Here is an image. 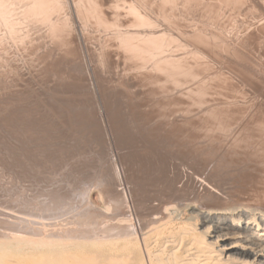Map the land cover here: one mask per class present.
Listing matches in <instances>:
<instances>
[{
    "label": "rangeland",
    "instance_id": "1",
    "mask_svg": "<svg viewBox=\"0 0 264 264\" xmlns=\"http://www.w3.org/2000/svg\"><path fill=\"white\" fill-rule=\"evenodd\" d=\"M8 1H9V3H8ZM10 1H12V0H0V2H1L0 5L2 7V8L0 7V13H1L0 18L3 19L2 21L0 20V94L4 96L3 97L0 95V99H1L0 100V119H1L0 120V137H1L0 138V144H1L0 145V172H1L0 173V206H1L0 207V215H1L0 216V235H1V237L3 234L5 236V234H6L5 231H8V229L10 228L11 225L12 226L15 225L14 223L20 222L22 219L26 220V216H29L30 214L36 213V210L38 211V213H40L41 210L45 212V210H50V209H55V208L56 209L57 208L58 209L59 208L60 209L65 208V211H67V209L69 208L68 211H70V209L72 207L71 213L73 214V212L75 210H76V212H74L73 215H71L69 212V214L67 213V215L65 214V216H75L77 214H78L77 216H79V214L84 215L87 212H88L87 216L89 215V217H91V215L95 216V214L98 216L101 214L103 209L101 211L97 210L99 208H97V206H95L96 204H94L95 202L93 201V197L97 196L98 199L101 200L100 204H103V205L108 203V200L110 199V197L113 200H117V198H118V200L122 201L123 207H121V209L119 210L120 216L117 218H123V220L121 221L123 224H129V225L133 226L135 234H133L132 237L139 239V230H138L139 228H138V222H137L138 220H137V216L135 214L136 208L133 206V202L131 201L130 189H128L129 184L126 183V182H128L127 178L129 176L127 174L128 177L126 178V174H125L124 168H123L124 163L122 162V161L126 160L127 157L129 158L131 156V154H129L130 151L132 153V150L136 151V149H137L133 143L134 142L133 140L137 134L136 131L134 130L135 125H138L140 127V125L142 126L144 124L143 126L147 127L146 130L148 129V132H149V128L150 129L154 128V132H156L159 135H161L160 133H163V132H161L162 127H164L165 124L166 125L169 124L167 122V120L171 121L172 125L177 124L178 126H180V124H181V123L179 124V122H183L184 126H185V124H187V121H188V124H187L188 126L189 125L193 126L194 123H195V125H196V123H197V125L198 124L201 125L202 123L209 125L211 123L209 126H212V124H213V126L216 128L217 127L218 128H222V127L224 128L227 125L232 124L231 126H228V127H230V129L232 128V126L233 127L235 125L236 126H238V125L242 126V124H244L245 127L249 126L247 128H249L250 130L252 128L251 132L254 131V128L256 126H258L256 128H258V129L260 128L259 131H261V130H262L261 132L264 131V126H263L264 125V0H230V1L229 0H118V1L117 0H49V2H48V0H40V1L39 0H36V1H34V0H17L19 2H17L16 0H13L12 2H10ZM27 1H29V2H27ZM52 1H54V2H52ZM57 1H59V2H57ZM120 1L123 3H121ZM13 2H15V4H13ZM40 2H41V4H40ZM21 3H24L25 5L23 4L21 6ZM58 3H59L58 6H60L61 8L60 7L57 8ZM26 4H29V5H26ZM131 4H133V5H131ZM9 5H11V6L13 5L12 8ZM50 5H52V6L50 7ZM5 6H7V7H5ZM14 6H15V8L17 6V9L14 10L13 9ZM36 6L39 8H35ZM116 6H119V7H116ZM134 6L136 8H134ZM20 7H22V8L19 10ZM26 7H28V8L26 9ZM45 7H47V8H45ZM224 7H225V9H224ZM31 8L36 9L35 12H33L34 10H32ZM48 8H50V11L48 10V12H47L46 9H48ZM132 8L134 10H132ZM137 8H139V9H137ZM16 10H19L18 11L19 13L16 12ZM51 10L53 12H51ZM55 10H58V11L56 12ZM93 10H96V11H93ZM37 11H41V15H40V12H37ZM88 11H89V13L87 14ZM138 11H139V14L141 16L138 14ZM21 12L23 14H20ZM43 12H44V14H43ZM50 12H51V14H49ZM101 12L104 13L105 16L102 15ZM129 12H130V14L127 15V13H129ZM6 13H8V14H6ZM47 13L49 15H47ZM134 13H135V15H134ZM12 14H15L16 16H13V18H11ZM36 14L37 15L39 14L38 18H40V19H38L37 16H35ZM45 14L50 17V18L48 17L49 19H51V17H52L51 15L54 14L53 16L56 18L55 20H56L57 24L55 23V21H53V19L50 21H53L54 24L50 21L48 22L47 20H45V18L47 17V16H45ZM60 14L62 15V17L60 16ZM91 14L94 17H92ZM96 14H98V16ZM132 14H133V16H136V14H137L138 17L137 16L136 17L129 16ZM18 15L21 17L18 18L17 17ZM99 15L101 16V18L103 16L104 20H102ZM6 16H8L9 18H7ZM57 16H59V18ZM83 16H84V19H83ZM142 16H143V18H142ZM14 17H16V18H14ZM20 18H22L21 19L22 21H24L26 19L24 21L26 24L24 22H22L21 20H19ZM48 18H46V19H48ZM131 18L133 19V21ZM194 18H195V20H194ZM37 19L40 21H38ZM63 19H65V20H63ZM86 19H87V22L85 24ZM128 19H130V20H128ZM7 20H9V21L11 20V21L9 22ZM34 20L36 22H38V24H40L39 27H36V26L33 27V23L35 22ZM58 20H60L59 26H58ZM83 20H84V22H83ZM106 20H108V22ZM135 20H137L136 24L138 21L142 22V23L146 22L144 25H146V24L148 26L152 25V27H150V29L148 27V30H147L148 32L145 30H142L141 26L143 28L145 26L139 22H138L139 26H138V24L136 26L135 22H134ZM17 21L18 22L20 21V22L18 23ZM28 21H30V22H28ZM44 21H46L47 25L45 24ZM105 21L107 23H105ZM128 21H130L129 24H127ZM41 22H43L46 25V27ZM61 22L65 26H63V24ZM98 22H100V23H98ZM49 23H50L51 28L55 27L57 25L58 29L56 27L55 28H56V31L57 30L58 31L56 32L54 28H52V31H54V32H51V30L49 31V29H51L49 27ZM90 23H91V26H89ZM101 23H102V25L104 23L107 24L106 25L107 28H106L105 24H104V26H105L104 27L101 25ZM108 23H110V24L108 25ZM119 23L122 24L121 29L123 28V30L119 31V28H120ZM123 23H125V24H123ZM130 23H131V25H130ZM24 24L27 26L30 25L28 27V29H27V26H25ZM60 24H62V25H60ZM13 25H14V27H13ZM83 25L85 26V28ZM117 25L119 26V28ZM123 25L124 26L126 25V26L124 27ZM128 25H130V26H128ZM133 25H135V26H133ZM18 26H19V28H18ZM60 26H63L64 28H62ZM66 26H68V27H66ZM110 26H112V27H110ZM132 26H133V32H131V30H130L132 28ZM16 27L18 29H16ZM59 27H60V29L62 28L66 31H69L70 34H68V32H66V31L62 30L64 32L63 33L59 29ZM96 27H98L97 28L98 30L96 29ZM102 27H104V28H102ZM137 27L139 29H141L142 31H145V34L147 36L142 31H140V34H141V32L143 33L141 35V37H140V35L136 34V31H137L136 29H138ZM192 27H193V30H192ZM12 28H13V30H12ZM100 28L103 29V30L101 29L102 32H100ZM112 28H113V30L115 28V30L113 31ZM117 28H118L119 32L117 31ZM124 28H127V30ZM20 29H22V30H20ZM43 29H44V32L46 31L45 34L42 31L39 32L40 30H43ZM90 29H92V30H90ZM197 29H198V31H197ZM34 30H35V32H34ZM110 30H112L113 32H111ZM134 30H136L135 33H134ZM150 30H151L152 35H150V33H149ZM20 31H21V33H20ZM104 31H105V33H103ZM116 31L118 33L117 35H116V33H114ZM127 31L130 32L129 34H127V37H129L130 39H133L134 40L133 42H135V43L137 41L136 44L132 42L133 43V45H132V43H130L131 41H128V38L126 41H125V39H126L125 38L124 42H123V40L119 37L124 32H125L124 37H126ZM164 31H165V33H164ZM55 32H56V34H55ZM59 32H60V34H59ZM153 32H155V34ZM50 33H52L54 35V38H53V35L51 38V35H49ZM57 33H58V37H60L61 34H66V36L68 34V36L70 38L67 36L65 39V35H63V38L65 40L62 39V42L65 44L62 43V45H61V41H60V45H59L58 41H55V40H58V38H55ZM148 33H149V35H148ZM166 33L167 34L170 33V34H168L170 36H168ZM41 34L42 35L44 34V35L42 36ZM164 34H166L168 36V39L171 42L174 39V41H175V42L173 41L174 45L171 42H168L169 40L167 39L166 35L164 37ZM207 34H209V36ZM211 34L214 36L212 37ZM46 35H47V37H46ZM136 35L139 37H136V39H135L134 36H136ZM144 35H145V37H143ZM148 36L152 37V39L150 38V40H147V39H149ZM124 37H122V38H124ZM142 37L144 39H142ZM156 37L157 38L159 37V38L157 39ZM38 38L42 43L38 40ZM42 38L43 39L46 38L47 40H49L52 43L48 42V43H50V44H48L47 41H44L46 39L43 40ZM139 38H140V40H139ZM145 38H147V39H145ZM170 38H172V39H170ZM175 38H176V40H175ZM218 38L220 40H218ZM90 39H91V41H90ZM155 39H156V41L153 42V40H155ZM206 39H208V40L206 41ZM59 40H61V39L59 38ZM68 40L71 44L68 42ZM54 41H55V43H53ZM94 41H95V43H93ZM120 41H122L124 44L122 43L123 44L122 45L120 43ZM150 41H152V43H155V44H151ZM196 41H197V43L195 44ZM218 41H220V42H218ZM126 42H128V43H126ZM145 42L148 43L149 46L148 45L147 46L149 47L148 48L149 50L147 49V46L145 47ZM140 43H141V45L143 44L142 48L144 46L145 47L144 49L150 54H147L145 52V50L141 48ZM162 43H165V45L163 47H162V45H163ZM219 43H220V46H219ZM44 44H45V48L43 50ZM54 44L56 46V50L54 48ZM167 44H168V46H167ZM50 45H52L53 47H51ZM125 45L126 46L127 45L133 46L132 47L133 50L131 47L127 46L129 49L131 48L132 52ZM136 45H138V46H136ZM152 45L155 47H153ZM158 45H160L161 47ZM203 45H204V47H203ZM217 45H218V47H217ZM221 45H223V46H221ZM60 46L65 48V49L63 48L64 53H62L63 49ZM66 46L67 47L70 46V47H68V49H67ZM120 46H122V47H120ZM123 46H124V48L125 47L126 48L124 49ZM49 47H51L53 49H49ZM138 47H140V48H138ZM209 47H211V48H209ZM183 48H184V50L185 49L186 50L185 51L182 50ZM38 49H40L41 51ZM57 49H58V52H57ZM73 49H74V52H73ZM136 49H138V50H136ZM97 50H98V52H97ZM125 50H126V52H131V53L136 52L137 54L134 53V55L136 54V57L132 54L131 55H132V57L134 56L137 60L140 59V61L135 60L134 57H133V60H131L132 59L131 55L128 54V55H130V56H128L127 53L125 52ZM67 51H71L70 56L72 59H73L74 55L72 56L71 54H75L76 59L78 61H76V59L75 60L73 59V61H72V59L69 58L70 56L67 55L68 54ZM155 51H157V52H155ZM178 51H179V53H182V54H179ZM24 52H25V54H24ZM102 52H103V54H101ZM140 52L143 54L144 57L142 56V54H139ZM213 52H215V54ZM171 53H173V55H171ZM185 53H187V54H185ZM54 54L56 55V58H55ZM59 54L62 55V56L60 55L61 58L62 57L64 58V56H65L67 59H70L69 60L70 62L71 61L73 62V63L71 62L73 65L75 63V65L73 66L70 62H69L70 63L69 64L68 61H65L66 59L65 60H63V58L60 59ZM145 54H147V56ZM166 54H169V55L167 56ZM40 55H43V57H41ZM48 55H49V57H47ZM50 55H52V56H50ZM77 55H78V57H77ZM126 55L129 58L130 57L131 58L129 60H127L128 57ZM137 55H141V56H139V58H138ZM152 55H154V56H152ZM161 55L164 56V58ZM183 55H185V56H183ZM98 56H100V57H98ZM145 56L147 59L145 58ZM150 56L152 57L149 59L151 62L148 60V57H150ZM155 56H156V58L153 59V57H155ZM158 57H159V60L161 59L160 61L158 60ZM183 57H184V59H183ZM201 57H203V58H201ZM162 58L164 59V61H162L163 60ZM47 59H49L51 62ZM57 59H59V60H57ZM145 59L147 60V63H146V61H144ZM61 60H62V62H61ZM168 60H169V62H168ZM47 61H49V63ZM133 61L135 62L134 65H133V63H134ZM141 61L146 63V65L143 64V62L141 64L140 63ZM153 61H155L156 65L154 63H152ZM171 61H172V63H171ZM43 62H44V64H43ZM65 62H67V63H65ZM98 62H99V64H97ZM148 62L153 64V65L150 64V66H149ZM57 63L58 64L60 63L59 65H61V66L59 67ZM62 63H65V64H62ZM24 64H26V65H24ZM45 64H48L47 65L48 67ZM67 64L70 67L66 66V69H67V67H69L70 69L69 68L68 69L71 72L69 70H68L69 72H67V70L64 68L65 65H67ZM137 64H138V66L139 65H144V66H139V68H138V66H136ZM49 66H50V68H49ZM51 66H53V67H51ZM147 66H148V69H146ZM152 66H153V68H152ZM32 67H33V69H32ZM50 70L53 72L51 73ZM153 70H155V71H153ZM73 71H74V73H73ZM175 71L176 72L179 71V72L174 73ZM22 72H24V73L22 74ZM143 72H145L147 74L144 73V75H145L144 76L142 74ZM77 73H79V74H77ZM53 74H55V75H53ZM148 74H150V76ZM24 75L27 77H25ZM59 76H60V79L58 78ZM146 76L149 77V79ZM143 77H145L146 79H144ZM151 77L152 78L154 77L153 79L155 81H152L153 79H151ZM155 77H156V79H155ZM202 77H204V78H202ZM173 78H175L176 80ZM63 79H65L66 81L69 79L68 80L69 82L68 81L66 82ZM108 79H110V80H108ZM143 79H144V83L142 81ZM186 79H187V82H185ZM205 80H206V82H205ZM188 82H190V83H188ZM42 83L44 84V86L42 85ZM121 84H123V85H121ZM182 84L184 85L183 88H182ZM47 86H48V88H47ZM185 86L187 89L184 88ZM189 87H191V88H189ZM172 88H174V90ZM49 89H50V91H49ZM53 89H55L56 91ZM174 91H176L177 93H175ZM179 91H181L182 93ZM183 91H184V93H183ZM172 92L174 94H172ZM166 93H168V95H166ZM58 94H60V95H58ZM149 94H151L150 95L151 97L149 96ZM160 94H161V96H160ZM8 95H10V96H8ZM171 95H173V96H171ZM176 95H177V97H176ZM193 95H194V97L191 98ZM17 96L18 97L20 96V98L18 99ZM1 97H3V98H1ZM17 99H18V102L16 101ZM176 99H178V100H176ZM212 100H214V102ZM14 101H16V102H14ZM20 101L22 103H20ZM74 101H75V103H74ZM149 102H151V103H149ZM14 103H16V104L14 105ZM148 103L151 105H149ZM164 103L166 105L168 104L167 107L165 108V110H166L165 115H164V113L161 112L162 111L161 108H163ZM17 104H19L20 107L22 105L23 108L21 107L22 108L21 109ZM4 105L6 108L4 107ZM7 105H8V107L9 106L10 107L8 108ZM152 105L154 106V108H156V106H157L158 109L157 108L153 109ZM15 106H17V107H15ZM73 106H74V108H73ZM85 106H86V108H84L85 109L84 110L83 107H85ZM213 106H214V108H213ZM203 107H204V109L205 108L206 109L204 110ZM16 108H17V110H16ZM31 109L33 110V112ZM76 109H78V111H75ZM168 109H170V110H168ZM208 109H210V111ZM219 109H221V111ZM241 109H242V111H241ZM19 110H20V112H19ZM28 110H30V111H28ZM152 110H153V113H152ZM183 110H184V112H183ZM186 110H187V112H186ZM206 110H207V114L205 112ZM4 111L5 112L7 111V112L5 113ZM9 111H10V113H9ZM15 111H16V114H15ZM144 111L148 114L143 113ZM167 111H170V113H172V115H170L171 116L170 119H167L168 118ZM176 111L180 114H178ZM181 111L183 112V114ZM175 112H176V114H174ZM196 112H197V114H196ZM73 113L76 115H74ZM77 113H78V115H77ZM227 113H228V115H227ZM133 114L135 116H133ZM158 114L161 117L158 116ZM162 114H163V116H162ZM190 114L192 116L195 115L194 117H192L194 119H192L190 117L191 116ZM232 114H234V115H232ZM18 115L20 116V118H17ZM79 115H81L82 117H84L86 115L87 117L86 116L85 117L87 119L89 118L88 120H90V121H88L87 119L86 120L88 121V123L91 122L88 124L89 126L91 125L90 128L87 124H86V129H85L84 128L85 126L83 125L84 127H82V124L80 122L74 123V120L77 118V117L75 118V116L79 117ZM89 115L90 116L92 115V116L89 117ZM176 115L181 116V117L178 118V116H176ZM184 115H186L188 117H185ZM219 115L221 117H219ZM226 115L228 117H226ZM27 116H28V118H27ZM198 116H199V118H198ZM200 116H201L202 120H201ZM22 117H23V119H22ZM29 117H31V118H29ZM140 117H141V119H140ZM143 117H145V118H143ZM147 117H151L150 121H148L149 123L146 121ZM91 118H92L93 124H95L93 126H92ZM136 118L139 119V121L141 120L140 122H138V124H137V122H135V121H138ZM186 118H188V119H186ZM13 119L15 121H12ZM181 119H183V120H181ZM189 119H190V121H189ZM18 120H19V122H18ZM23 120H24V122H23ZM31 120H33L34 122ZM35 120H36V122H35ZM200 120H201V122L202 121H204V122L199 123ZM224 120H225V122H224ZM39 121H41V122H39ZM229 121L232 123H230ZM259 121H261L262 125ZM27 122H28V125H27ZM226 122H227V124H226ZM40 123L43 124L44 130L46 128V130L48 132L46 130H45V132L43 131V126H41ZM72 123H73V125H72ZM78 123L81 125L79 128H78V126H79ZM189 123H191V124H189ZM12 124H13V126H12ZM25 124H26V126H25ZM34 124L41 126L42 128L41 127L36 128L37 126H35ZM75 124H78V125H75ZM156 124H157V126H156ZM250 124H252V125L250 126ZM187 125L185 127H188ZM23 126H24V129L27 128L26 129L27 132H25L24 130H21V128ZM28 126H30V127H28ZM87 126H88V129H90L91 131L87 129ZM11 127L14 128L16 130V132ZM158 127L160 130L159 129L157 130ZM168 127H170V124L166 128L168 129ZM228 127H226V128H228ZM94 128H95V130H94ZM256 128H255L254 132L258 131V130H256ZM31 129H33V130L31 131ZM37 129H38V131H37ZM77 129L80 132H78ZM81 129L83 130L84 135H81L83 133ZM140 129H141V127H140ZM28 130H30L31 132ZM56 130H57V132H56ZM19 131L20 132L22 131V133H20ZM40 131H42V132H40ZM144 131H145V129H144ZM159 131H160V133H159ZM23 132H25V134ZM28 132H29V137H31L32 135L33 136L31 138H29L30 140L28 139V141H27V137H28L27 133ZM33 132H36V133L38 132V134L41 133L42 136H41V134L38 135L36 133L34 134ZM43 132H44V134H43ZM63 132H64V134H63ZM74 132L75 133L78 132V133L75 134ZM85 132H87V133L91 132L90 134H92V132H94L95 134L93 133V136H95L96 140H98V141L95 140V137L90 139V137L92 135H90V134L86 135ZM17 134L19 135V137ZM30 134H32V135L30 136ZM96 134L98 135V137L96 136ZM165 134H163V135L165 136ZM25 135H27V136L25 137ZM66 135H68V136H66ZM163 135H161V136L163 137ZM8 136H10V137H8ZM22 136H24L26 138L27 142L24 141L25 138ZM39 136H40V139H38ZM52 136H54L55 138ZM88 136H89V138H88ZM220 136H222V135L218 136L219 139H221ZM20 137H21V141H20ZM34 137L37 140L33 139ZM162 137H160V141H159V138L156 139L157 142L159 141L160 144L162 143L161 147L165 145V144H163L165 142H161ZM9 138H11V139L9 140ZM12 138L14 140H12ZM22 138H24V140H23L24 142L22 141ZM224 138L225 137L222 136V139H224ZM54 139H56V140L54 141ZM70 139H71L72 143L73 142H77V143L76 144L73 143L74 144L73 145L71 143ZM75 139H77V140H75ZM222 139L220 141H223ZM31 140L34 141L35 143L37 141H40V144H39V142H38V144L37 143L34 144V142H32ZM63 140H64V143L67 140L69 142L67 141V143L62 144ZM81 140H84V141H81ZM90 140H92L91 141L92 143L90 142ZM94 140H95V142H93ZM53 141L56 144H54ZM86 141H87V143H89V145L87 143H85ZM41 142H45V143H42L45 147L41 144ZM50 142H52V143H50ZM80 142H81V144H80ZM46 143L48 146L46 145ZM59 143H61V144H59ZM93 143H95V145ZM5 144H7V145H5ZM71 144L75 147H73ZM160 144H159V146H160ZM39 145L42 147H40ZM80 145L82 147L83 146H85V147H83V148L81 147V150L78 151ZM172 146L175 147V145H172ZM54 147H55V150H54ZM64 147H65V150L67 152H65ZM133 147H135V149ZM58 148L59 149L61 148L60 149L61 152H62V150H64V153L63 154L61 152L59 153V150H57ZM67 148H68V150H67ZM75 148L77 149V152L74 151ZM165 148H161V150H163V149L165 150ZM39 149H41L42 151L40 152ZM69 149H71V150H69ZM82 149H84V152H81V151H83ZM8 150L10 153L8 152ZM166 150H168V149L166 148ZM165 151H163V152L161 151V152L164 154ZM122 152H124V153L129 152V153L128 154L126 153L127 154V157H126V154L124 156L123 155L124 153H122ZM168 152H169V150H168ZM59 154H61V155H59ZM80 155H82V156H80ZM20 156H21V158H18ZM56 156H58V157H56ZM120 157H122V158H120ZM34 158H36V159H34ZM57 158H59V159H57ZM229 159H230V157H228V160ZM46 160H48V161H46ZM131 161H133V160L131 159ZM20 162H21V164H20ZM28 163H32V164H28ZM23 164H24V166H23ZM143 164H145L144 161H143ZM50 165H52V166L49 167ZM5 168H6V170H5ZM30 171H31V173H30ZM4 172H5V174H4ZM110 173H111V176L106 177V176H109ZM5 175H6V177H5ZM102 177L103 178L106 177V178L103 179ZM19 178L21 180H18ZM110 178L111 179L113 178V181L115 178V181L113 182ZM101 180H104V181L101 182ZM106 180L108 182L111 180V183L109 182L110 184H108L106 182ZM115 182L117 183V186H116ZM30 183H32V184H30ZM106 183L108 185H110L111 190L109 189V186ZM25 184H27L28 186ZM112 184H113V186L115 184V186L114 187L111 186ZM195 184L198 185V189L201 188L200 187L201 185L198 182ZM36 185H37V187H36ZM104 185H107L108 187H106ZM178 185H179V182H178ZM34 188H35V190H34ZM114 189H117L116 193H115V191H112ZM58 191H60V192H58ZM77 191H79V192H77ZM110 192H112L111 194H113V197H114V194H117V198H116V195L113 198L110 195ZM122 198H123V200H122ZM113 200H109V201L113 202ZM189 201H190V199H189ZM88 203H89V205H88ZM196 204L197 203H195V205ZM29 205H30V207H29ZM33 205H34V207L32 208ZM64 205H66V206H64ZM106 205H108V204H106ZM36 206H37V208H36ZM181 206L184 208H182ZM181 206L178 208L179 212L182 211V213L184 215L185 214L188 215V213L191 212V209L189 207H187V206L185 207L183 205H181ZM198 206H200V204ZM24 207H25V209H24ZM48 207H50V208H48ZM100 208H102V207H100ZM21 209H22V212L20 211ZM32 209L35 210V212ZM89 209L92 211L90 212ZM23 210L30 211V212L33 211V213L28 212V215H27L26 214L27 212L24 213L25 211H23ZM79 210H81L83 212H81V211L79 212ZM19 212H21V215ZM179 212H177L178 213L177 217H179L180 214H181V217L186 216V215L184 216L182 213H179ZM23 215H26V216H23ZM80 216H82V215H80ZM18 218H20L21 220ZM27 218L29 219L31 217H27ZM35 219H36V217H35ZM36 220L43 221L44 219L43 220L42 219H36Z\"/></svg>",
    "mask_w": 264,
    "mask_h": 264
},
{
    "label": "bare ground",
    "instance_id": "2",
    "mask_svg": "<svg viewBox=\"0 0 264 264\" xmlns=\"http://www.w3.org/2000/svg\"><path fill=\"white\" fill-rule=\"evenodd\" d=\"M13 1V0H12ZM10 1V2H12ZM17 1V0H16ZM15 1V2H16ZM36 1V0H34ZM40 1V0H39ZM118 1V0H117ZM230 1V0H229ZM4 2V1H3ZM6 2V1H5ZM15 2H13V4H15ZM19 2V1H17ZM16 2V3H17ZM21 2V1H20ZM29 2V1H27ZM42 2V1H41ZM40 2V4H41ZM49 2V0H48ZM54 2V1H52ZM59 2V1H57ZM82 2V1H81ZM80 2V3H81ZM99 2V1H98ZM115 2V1H114ZM121 2V1H120ZM131 2V1H130ZM168 2V1H167ZM220 2V1H219ZM235 2V1H234ZM1 3V2H0ZM9 3V1H8ZM39 3V2H38ZM37 3V4H38ZM123 3V2H121ZM126 3V2H125ZM128 3V2H127ZM132 3V2H131ZM6 4V3H5ZM18 4V3H17ZM20 4V3H19ZM24 3H21V6ZM32 4V3H31ZM44 4V3H43ZM79 4V3H78ZM119 4V3H118ZM3 5V4H2ZM25 5V4H24ZM29 5V4H26ZM39 5V4H38ZM59 3L57 4V8L60 7L58 6ZM87 5V4H86ZM116 5V4H115ZM123 5V4H122ZM133 5V4H131ZM8 6V5H7ZM5 6V7H7ZM11 6V5H9ZM13 6V5H12ZM11 6V8H12ZM31 6V5H30ZM47 6V5H46ZM52 5H50L51 7ZM54 6V5H53ZM79 6V5H78ZM130 6V5H129ZM1 7V5H0ZM25 7V6H24ZM44 7V6H43ZM48 7V6H47ZM45 7V8H47ZM95 7V6H94ZM119 7V6H116ZM125 7V6H124ZM123 7V8H124ZM2 8V7H1ZM22 7L19 8V10ZM28 7H26L27 9ZM30 8V7H29ZM35 8H39V7H35ZM54 8V7H53ZM61 8V7H60ZM115 8V7H114ZM121 8V7H120ZM122 8V9H123ZM129 8V7H128ZM127 8V9H128ZM134 8H136L134 6ZM14 10L17 9V6L15 8H13ZM32 9V8H31ZM52 9V8H51ZM85 9V8H84ZM139 9V8H137ZM222 9V8H221ZM225 9V7H224ZM19 10H16V12H18ZM29 10V9H28ZM34 10L33 12H35L36 9H32ZM38 10V9H37ZM48 10L50 11V8L46 9V11L48 12ZM126 10V9H125ZM132 10H134L132 8ZM178 10V9H177ZM12 11V10H11ZM22 11V10H21ZM24 11V10H23ZM56 12L58 10H55ZM96 11V10H93ZM92 11V12H93ZM116 11V10H115ZM7 12V11H6ZM32 12V13H33ZM40 12L41 15V11H37ZM51 12H53L51 10ZM51 12L49 14H51ZM136 12V11H135ZM10 13V12H9ZM19 13V12H18ZM26 13V12H25ZM79 13V12H78ZM81 13V12H80ZM89 13V11L87 12V14ZM102 13V12H101ZM217 13V12H216ZM1 14V13H0ZM5 14V13H4ZM3 14V15H4ZM8 14V13H6ZM20 14H23L22 12ZM30 14V13H29ZM44 14V12H43ZM47 13V15H49ZM55 14V13H54ZM53 14V15H54ZM95 14V13H94ZM100 14V13H99ZM113 14V13H112ZM124 14V13H123ZM130 14L127 13V15ZM139 14V11H138ZM32 15V14H31ZM45 14V16H47ZM51 15V19H49L50 17L47 16L45 20H47L48 22L50 20L53 19V21L56 22V18ZM92 15V14H91ZM98 16V14H96ZM102 15H104V13H102ZM135 15V13H134ZM140 15V14H139ZM154 15V14H153ZM2 16V15H1ZM10 16V15H9ZM13 16H16L15 14H12L11 18H13ZM34 16V15H33ZM37 16V18L39 17V14L35 15ZM34 16V17H35ZM56 16V15H55ZM60 16L62 17V15L60 14ZM81 16V15H80ZM100 16V15H99ZM105 16V15H104ZM112 16V15H111ZM129 16H133L129 15ZM137 16V14H136ZM133 16V17H136ZM141 16V15H140ZM139 16V17H140ZM145 16V15H144ZM5 17V16H4ZM7 18H9L8 16H6ZM18 18L21 16H17ZM23 17V16H22ZM27 17V16H26ZM29 17V16H28ZM43 17V16H42ZM59 18V16H57ZM88 17V16H87ZM86 17V18H87ZM92 17H94L92 15ZM138 17V16H137ZM187 17V16H186ZM185 17V18H186ZM191 17V16H190ZM16 18V17H14ZM44 18V17H43ZM99 18V17H98ZM101 18V16H100ZM143 18V16H142ZM146 18V17H145ZM181 18V17H180ZM196 18V17H195ZM194 18V20H195ZM22 18H20L19 20H21ZM34 19V18H33ZM40 19V18H38ZM37 19V20H38ZM81 19V18H80ZM84 19V16H83ZM102 20H104L103 16L101 18ZM100 19V20H101ZM132 19V18H131ZM136 19V18H135ZM149 19V18H148ZM0 20L2 21L3 19L0 18ZM12 20V19H11ZM10 20V21H11ZM24 20V19H23ZM26 20V19H25ZM24 20V21H25ZM31 20V19H30ZM61 20V19H60ZM60 20H58V26L60 23ZM65 20V19H63ZM62 20V21H63ZM99 20V21H100ZM130 20V19H128ZM185 20V19H184ZM9 21V20H7ZM9 21V22H10ZM22 21V20H21ZM22 21V22H24ZM35 21V20H34ZM40 21V20H38ZM43 21V20H42ZM53 21H50L54 24ZM82 21V20H81ZM91 21V20H90ZM108 22V20H106ZM105 21V23H107ZM112 21V20H111ZM133 21V19H132ZM131 21V22H132ZM135 20V25L139 26V23H141L142 25H144L146 22V20L144 21L145 23L142 22H137L136 24ZM154 21V20H153ZM164 21V20H163ZM18 22V21H17ZM20 22V21H19ZM18 22V23H19ZM27 22V21H26ZM30 22V21H28ZM46 24V21H44ZM84 22V20H83ZM87 22V19L85 21V24ZM104 22V21H103ZM130 21H128L127 24H129ZM169 22V21H168ZM15 23V22H14ZM25 23V22H24ZM40 23V22H39ZM43 23V22H41ZM62 23V22H61ZM100 23V22H98ZM104 23V24H105ZM111 23V22H110ZM108 23V25L110 24ZM155 23V22H154ZM200 23V22H199ZM26 24V23H25ZM24 24V25H25ZM30 24V23H29ZM43 23V25H45ZM63 24V23H62ZM60 24V25H62ZM84 24V25H85ZM104 24L101 25L104 26ZM115 24V23H114ZM120 24V30H123L122 24ZM125 24V23H123ZM126 24V25H127ZM149 24V23H148ZM189 24V23H188ZM8 25V24H7ZM40 24H38V22H34L33 23V27H39ZM47 25V24H46ZM45 25V27H46ZM83 25V26H84ZM98 25V24H97ZM107 24H105L106 26ZM112 25V24H111ZM125 25V26H126ZM131 25V23H130ZM128 25V26H130ZM133 25V26H135ZM206 25V24H205ZM11 26V25H10ZM9 26V27H10ZM16 26V25H15ZM23 26V25H22ZM27 26V25H25ZM30 26V25H29ZM27 26V29L28 27ZM55 26V25H54ZM63 26H65L63 24ZM63 26H60L62 28H64ZM91 26V23L90 25ZM95 26V25H94ZM104 26V27H105ZM124 26V25H123ZM124 26V27H125ZM127 26V27H128ZM133 26L130 29L131 32H133ZM141 26V25H140ZM145 29L141 26L142 30L147 31L148 27L150 29V27H152V25H144ZM211 26V25H210ZM7 27V26H6ZM12 27V26H11ZM14 27V25H13ZM42 27V26H41ZM44 27V28H45ZM48 27V26H47ZM49 27L50 23H49ZM57 28V25L55 26ZM52 27L55 29L56 28ZM59 27V29H60ZM68 27V26H66ZM102 27V28H104ZM112 27V26H110ZM155 27V26H154ZM19 28V26H18ZM16 27V29H18ZM26 28V27H25ZM31 28V27H30ZM43 28V27H42ZM52 28L49 29V31H52ZM60 29L61 31H66L64 29ZM85 28V26H84ZM98 27H96L97 29ZM102 28H100V32H102ZM107 28V26H106ZM105 28V29H106ZM117 28V31H118ZM138 28V27H137ZM195 28V27H194ZM53 29V30H54ZM58 29V28H57ZM66 29V28H65ZM68 29V28H67ZM83 29V28H82ZM102 29V30H101ZM109 29V28H108ZM107 29V30H108ZM127 30V28H124ZM136 29V28H135ZM141 29H136L134 30V33L136 31V34L141 35L144 33L145 31H142ZM191 29V28H190ZM205 29V28H204ZM7 30V29H6ZM13 30V28H12ZM22 30V29H20ZM33 30V29H32ZM31 30V31H32ZM37 30V29H36ZM39 30V29H38ZM92 30V29H90ZM98 30V29H97ZM106 30V31H107ZM113 30V28H112ZM113 32L115 30L112 31ZM125 30V31H126ZM193 30V27H192ZM221 30V29H220ZM29 31V30H28ZM44 32L43 30H40L39 32ZM48 31V32H49ZM58 31V30H57ZM56 31V32H57ZM60 31V32H61ZM62 31V32H63ZM95 31V30H94ZM116 32V35L118 34ZM118 31V32H119ZM129 31V30H128ZM127 31V32H128ZM140 31L141 34H140ZM196 31V30H195ZM198 31V29H197ZM200 31V30H199ZM26 32V31H25ZM35 32V30H34ZM55 32V34H56ZM59 32V34H60ZM68 34H70L69 31ZM65 32V33H66ZM96 32V31H95ZM109 32V31H108ZM126 32V37H124L125 32L122 35H118L124 42L127 40L131 41L130 43H132L134 40L130 39L129 37H127V34H129L130 32L127 33ZM148 32V31H147ZM179 32V31H178ZM191 32V31H190ZM206 32V31H205ZM7 33V32H6ZM10 33V32H9ZM21 33V31H20ZM64 33V32H63ZM87 33V32H86ZM105 33V31L103 32ZM133 33V34H134ZM150 35L151 34V30H150ZM148 33V35H149ZM155 34V32H153ZM165 33V31H164ZM207 33V32H206ZM15 34V33H14ZM23 34V33H22ZM33 34V33H32ZM43 34V35H44ZM67 34V36H68ZM110 34V33H109ZM153 34V35H154ZM167 34V33H166ZM164 34V37L165 35ZM170 34V33H168ZM167 34V35H168ZM200 34V33H199ZM205 34V33H204ZM203 34V35H204ZM8 35V34H7ZM34 35V34H33ZM38 35V34H37ZM36 35V36H37ZM40 35V34H39ZM42 35V34H41ZM42 35V36H43ZM48 35V34H47ZM46 35V37H47ZM49 35H51L52 38V33H50ZM63 35H65V39H66V34H61L60 37H58V33L55 36V38H58V44L60 45V41H61V45H62V39L65 40L63 38ZM101 35V34H100ZM112 35V34H111ZM114 35V34H113ZM135 35V34H134ZM146 35V34H145ZM145 35L143 37H145ZM157 35V34H156ZM163 35V34H162ZM166 35V36H167ZM209 36V34H207ZM212 35V34H211ZM15 36V35H14ZM20 36V35H19ZM98 36V35H97ZM115 36V35H114ZM133 36V35H132ZM147 36V35H146ZM170 36V35H168ZM167 36V39H168ZM174 36V35H173ZM198 36V35H197ZM214 35H212L213 37ZM221 36V35H220ZM39 37V36H38ZM49 37V36H48ZM62 37V38H61ZM69 37V36H68ZM117 37V36H116ZM124 37V38H122ZM135 39L136 37L139 36H134ZM142 37V39H144ZM149 37V39H147ZM147 40H150V38L152 39V37L148 36ZM195 37V36H194ZM199 37V36H198ZM211 37V36H210ZM237 37V36H236ZM235 37V38H236ZM21 38V37H20ZM40 38V37H39ZM38 38V40H39ZM54 38V35H53ZM59 38L61 40H59ZM70 38V37H69ZM155 38V37H154ZM157 38V37H156ZM159 38V37H158ZM157 38V39H158ZM215 38V37H214ZM234 38V37H233ZM22 39V38H21ZM36 39V38H35ZM43 39V38H42ZM41 39V40H42ZM46 39V38H44ZM43 39V40H44ZM49 39V38H48ZM120 39V40H121ZM130 39V40H129ZM164 39V38H163ZM172 39V38H170ZM205 39V38H204ZM210 39V38H209ZM238 39V38H237ZM37 40V39H36ZM51 40V39H50ZM103 40V39H102ZM119 40V39H118ZM140 40V38H139ZM138 40V41H139ZM146 40V41H147ZM160 40V39H159ZM169 40V39H168ZM176 40V38H175ZM208 39H206L207 41ZM217 40V39H216ZM215 40V41H216ZM218 40H220L218 38ZM14 41V40H13ZM40 41V40H39ZM50 42L49 40H44ZM53 41V40H52ZM55 41L53 43H55ZM91 41V39H90ZM156 41L153 40V42ZM162 41V40H161ZM174 41V39H173ZM173 41L171 42L170 40L168 42H171L173 44ZM198 41V40H197ZM197 41L195 42V44L197 43ZM201 41V40H200ZM212 41V40H211ZM210 41V42H211ZM20 42V41H19ZM18 42V43H19ZM35 42V41H34ZM41 42V41H40ZM65 42V41H64ZM67 42V41H66ZM69 42V40H68ZM122 41H120V43H123ZM151 44H155L152 43V41H150ZM159 42V41H158ZM157 42V43H158ZM167 42V43H168ZM175 42V41H174ZM177 42V41H176ZM203 42V41H202ZM220 42V41H218ZM225 42V41H224ZM232 42V41H231ZM25 43V42H24ZM42 43V42H41ZM40 43V44H41ZM45 43V42H44ZM52 43V42H50ZM48 43V44H50ZM70 43V42H69ZM95 43V41L93 42ZM128 43V42H126ZM125 43V44H126ZM135 43V42H133ZM132 43V45H133ZM137 43V41H136ZM135 43V44H136ZM139 43V42H138ZM143 43V42H142ZM166 43V42H165ZM165 43H162V47L165 45ZM194 43V42H193ZM208 43V42H207ZM206 43V44H207ZM215 43V42H214ZM38 44V43H37ZM47 44V45H48ZM65 44V43H63ZM68 44V43H67ZM66 44V45H67ZM71 44V43H70ZM69 44V45H70ZM119 44V43H118ZM124 44V43H123ZM122 44V45H123ZM161 44V43H160ZM205 44V43H204ZM211 44V43H210ZM217 44V43H216ZM46 45V46H47ZM57 45V44H56ZM107 45V44H106ZM130 45V44H129ZM128 47H133V46H129ZM139 45V44H138ZM136 45V46H138ZM141 45V43H140ZM139 45V46H140ZM143 45V44H142ZM141 45V48H142ZM148 45V43L145 42V47ZM174 45V44H173ZM49 46V45H48ZM51 47H53L52 45H50ZM88 46V45H87ZM94 46V45H93ZM126 46V45H125ZM126 46V47H127ZM149 46V45H148ZM147 46V49L149 48ZM153 46V45H152ZM151 46V47H152ZM160 46V45H158ZM168 46V44H167ZM189 46V45H188ZM202 46V45H201ZM220 46V43H219ZM223 46V45H221ZM6 47V46H5ZM13 47V46H12ZM49 47V49H53ZM62 49L64 47L60 46ZM67 47V46H66ZM70 47V46H68ZM67 47V49H68ZM107 47V46H106ZM122 47V46H120ZM125 47V48H126ZM127 47V48H128ZM143 46L142 49L145 48ZM155 47V46H153ZM161 47V46H160ZM159 47V48H160ZM179 47V46H178ZM204 47V45H203ZM218 47V45H217ZM216 47V48H217ZM45 48V44L43 46V50ZM54 48L56 50V46L54 44ZM58 48V47H57ZM72 48V47H71ZM89 48V47H88ZM92 48V47H91ZM124 48V46H123ZM124 48V49H125ZM131 48L129 49L131 52L133 50H131ZM140 48V47H138ZM169 48V47H168ZM174 48V47H173ZM211 48V47H209ZM220 48V47H219ZM222 48V47H221ZM227 48V47H226ZM48 49V50H49ZM61 49V50H62ZM65 49V48H64ZM64 49L61 51L62 53H64ZM95 49V48H94ZM127 49V50H128ZM153 49V48H152ZM162 49V48H161ZM7 50V49H6ZM40 50V49H38ZM47 50V51H48ZM100 50V49H99ZM138 50V49H136ZM145 50V49H144ZM143 50V51H144ZM149 50V49H148ZM173 50V49H172ZM171 50V51H172ZM184 50V48L182 49ZM186 50V49H185ZM184 50V51H185ZM214 50V49H213ZM41 51V50H40ZM50 51V50H49ZM48 51V52H49ZM72 51V50H71ZM71 51H67V55L70 56V52ZM78 51V50H77ZM95 51V50H94ZM124 51V50H123ZM152 51V50H151ZM162 51V50H161ZM168 51V50H167ZM188 51V50H187ZM186 51V52H187ZM210 51V50H209ZM224 51V50H223ZM222 51V52H223ZM51 52V51H50ZM56 52V51H55ZM58 52V49H57ZM56 52V53H57ZM60 52V51H59ZM74 52V49H73ZM98 52V50H97ZM126 52V50H125ZM131 52H126L127 55L128 54H132L134 55V53ZM138 52V51H137ZM145 52L147 54L148 53L146 50ZM157 52V51H155ZM154 52V53H155ZM159 52V51H158ZM164 52V51H163ZM169 52V51H168ZM167 52V53H168ZM174 52V51H173ZM196 52V51H195ZM202 52V51H201ZM229 52V51H228ZM227 52V53H228ZM44 53V52H43ZM42 53V54H43ZM55 53V54H56ZM61 53V54H62ZM100 53V52H99ZM144 53V52H143ZM153 53V52H152ZM175 53V52H174ZM179 53V51H178ZM211 53V52H210ZM215 54V52H213ZM25 54V52H24ZM54 54L55 58L56 55ZM59 54V56L61 55ZM103 54V52L101 53ZM125 54V53H124ZM137 54V53H136ZM136 54L134 55L136 57ZM139 54H142L141 52ZM147 54H145L147 56ZM156 54V53H155ZM164 54V53H163ZM176 54V53H175ZM182 54V53H179ZM187 54V53H185ZM189 54V53H188ZM202 54V53H201ZM205 54V53H204ZM17 55V54H16ZM21 55V54H20ZM58 55V54H57ZM63 55V54H62ZM61 55V56H62ZM72 56L75 54H71ZM100 55V54H99ZM126 55V56H127ZM128 55V56H130ZM131 55V57H132ZM160 55V54H159ZM158 55V56H159ZM167 56L169 54H166ZM171 55H173V53H171ZM177 55V54H176ZM199 55V54H198ZM203 55V54H202ZM227 55V54H226ZM244 55V54H243ZM41 57H43V55H40ZM52 56V55H50ZM53 56V57H54ZM60 56V59H62ZM73 59H76V56ZM101 56V55H100ZM98 56V57H100ZM127 56V57H128ZM133 56V57H134ZM138 58L141 55H137ZM143 56V54H142ZM145 56V58H146ZM154 56V55H152ZM162 56V55H161ZM160 56V57H161ZM166 56V57H167ZM185 56V55H183ZM219 56V55H218ZM223 56V55H222ZM28 57V56H27ZM49 57V55L47 56ZM58 57V56H57ZM68 57V56H67ZM78 57V55H77ZM80 57V56H79ZM96 57V56H95ZM97 57V58H98ZM130 57V58H131ZM133 57L131 60H133ZM134 57V58H135ZM144 57V56H143ZM142 57V58H143ZM164 58V56H162ZM176 57V56H175ZM25 58V57H24ZM71 58V56L69 57ZM94 58V57H93ZM129 57L127 58V60L130 59ZM141 58V59H142ZM152 58L151 56L148 57V60ZM156 58L153 57V59ZM162 58V59H163ZM170 58V57H169ZM203 58V57H201ZM234 58V57H233ZM18 59V58H17ZM42 59V58H41ZM50 59V58H49ZM47 59V60H49ZM53 59V58H52ZM66 59V60H65ZM72 59V58H71ZM72 59V61H73ZM99 59V58H98ZM144 59V58H143ZM142 59V60H143ZM147 59V58H146ZM146 61L147 63V60ZM184 59V57H183ZM236 59V58H235ZM59 60V59H57ZM63 60L68 61V63L70 62V59H67L65 56L63 58ZM103 60V59H102ZM135 60H137L135 58ZM140 61V59H138ZM137 60V61H138ZM159 60V57H158ZM161 60V59H160ZM159 60V61H160ZM200 60V59H199ZM213 60V59H212ZM24 61V60H23ZM30 61V60H29ZM28 61V62H29ZM50 61V60H49ZM49 61H47L49 63ZM71 61V62H72ZM76 61H78L76 59ZM150 61V60H149ZM157 61V60H156ZM164 61V59L162 60ZM191 61V60H190ZM51 62V61H50ZM53 62V61H52ZM55 62V61H54ZM62 62V60H61ZM60 62V63H61ZM64 62V61H63ZM70 62V63H71ZM75 62V61H74ZM134 62V61H133ZM143 61H141L140 63L142 64ZM151 62V61H150ZM169 62V60H168ZM185 62V61H184ZM204 62V61H203ZM46 63V62H45ZM56 63V62H55ZM59 63V64H60ZM67 63V62H65ZM62 63V64H65ZM69 63V64H70ZM73 63V62H72ZM71 63V64H72ZM138 63V62H137ZM146 63L143 62V64L146 65ZM149 63V62H148ZM152 63L155 64V61H153ZM172 63V61H171ZM178 63V62H177ZM186 63V62H185ZM194 63V62H193ZM198 63V62H197ZM222 63V62H221ZM44 64V62H43ZM58 64V63H57ZM58 66L60 67L61 65ZM99 64V62L97 63ZM135 64V62L133 63V65ZM151 63H149L148 65L150 66ZM164 64V63H163ZM179 64V63H178ZM191 64V63H190ZM26 65V64H24ZM29 65V64H28ZM46 66L48 64H45ZM51 65V64H50ZM73 65V64H72ZM75 65V63H74ZM73 65V66H74ZM77 65V64H76ZM153 65V64H151ZM156 65V64H155ZM180 65V64H179ZM21 66V65H20ZM44 66V65H43ZM45 66V67H46ZM66 66H69L68 64L65 65V69ZM72 66V67H73ZM138 66V64L136 65ZM135 66V67H136ZM139 66H144V65H139ZM138 66V68H139ZM168 66V65H167ZM26 67V66H25ZM48 67V66H47ZM53 67V66H51ZM57 67V66H56ZM70 67V66H69ZM67 67V72H69L70 68ZM77 67V66H76ZM159 67V66H158ZM174 67V66H173ZM177 67V66H176ZM204 67V66H203ZM246 67V66H245ZM20 68V67H19ZM50 68V66H49ZM62 68V67H61ZM69 68V69H68ZM142 68V67H141ZM153 68V66H152ZM155 68V67H154ZM157 68V67H156ZM252 68V67H251ZM17 69V68H16ZM22 69V68H21ZM31 69V68H30ZM33 69V67H32ZM31 69V70H32ZM57 69V68H56ZM60 69V68H59ZM75 69V68H74ZM133 69V68H132ZM148 69V66L147 68ZM162 69V68H161ZM164 69V68H163ZM175 69V68H174ZM178 69V68H177ZM187 69V68H186ZM44 70V69H43ZM55 70V69H54ZM65 70V71H66ZM69 70V71H68ZM103 70V69H102ZM106 70V69H105ZM140 70V69H139ZM245 70V69H244ZM250 70V69H249ZM13 71V70H12ZM24 71V70H23ZM28 71V70H27ZM42 71V70H41ZM48 71V70H47ZM51 71V70H50ZM61 71V70H60ZM59 71V72H60ZM125 71V70H124ZM155 71V70H153ZM172 71V70H171ZM180 71V70H179ZM177 71V72H179ZM25 72V71H24ZM22 72V74L24 73ZM37 72V71H36ZM53 71H51L52 73ZM71 72V71H70ZM130 72V71H129ZM150 72V71H149ZM152 72V71H151ZM173 72V71H172ZM176 71L174 73H177ZM192 72V71H191ZM190 72V73H191ZM232 72V71H231ZM28 73V72H27ZM31 73V72H30ZM48 73V72H47ZM74 73V71H73ZM116 73V72H115ZM114 73V74H115ZM138 73V72H137ZM145 72H143L142 74L144 75ZM203 73V72H202ZM32 74V73H31ZM63 74V73H62ZM69 74V73H68ZM79 74V73H77ZM105 74V73H104ZM147 74V73H145ZM196 74V73H195ZM29 75V74H28ZM35 75V74H34ZM33 75V76H34ZM55 75V74H53ZM67 75V74H66ZM81 75V74H80ZM150 76V74H148ZM147 75V76H148ZM185 75V74H184ZM25 76V75H24ZM32 76V75H31ZM41 76V75H40ZM43 76V75H42ZM64 76V75H63ZM140 76V75H139ZM145 76V75H144ZM146 76V77H147ZM153 76V75H152ZM191 76V75H190ZM196 76V75H195ZM27 77V76H25ZM39 77V76H38ZM48 77V76H47ZM52 77V76H51ZM80 77V76H79ZM213 77V76H212ZM31 78V77H30ZM33 78V77H32ZM41 78V77H40ZM60 79V76L58 77ZM144 79H146L145 77H143ZM149 79V77H147ZM154 78V77H153ZM151 77V79H153ZM192 78V77H191ZM204 78V77H202ZM216 78V77H215ZM23 79V78H22ZM36 79V78H35ZM51 79V78H50ZM66 79V78H65ZM63 79V80H65ZM144 79L142 80L144 83ZM147 79V80H148ZM156 79V77H155ZM175 79V78H173ZM199 79V78H198ZM62 80V79H61ZM69 80V79H68ZM67 80V81H68ZM110 80V79H108ZM176 80V79H175ZM66 81V80H65ZM66 81V82H67ZM152 81H155L154 79ZM178 81V80H177ZM191 81V80H190ZM25 82V81H24ZM40 82V81H39ZM43 82V81H42ZM63 82V81H62ZM69 82V81H68ZM102 82V81H101ZM187 82V79L186 81ZM206 82V80H205ZM32 83V82H31ZM36 83V82H35ZM41 83V82H40ZM147 83V82H146ZM178 83V82H177ZM180 83V82H179ZM182 83V82H181ZM190 83V82H188ZM23 84V83H22ZM49 84V83H48ZM151 84V83H150ZM158 84V83H157ZM174 84V83H173ZM185 84V83H184ZM187 84V83H186ZM192 84V83H191ZM9 85V84H8ZM39 85V84H38ZM42 85L44 86V84L42 83ZM123 85V84H121ZM129 85V84H128ZM172 85V84H171ZM190 85V84H189ZM35 86V85H34ZM174 86V85H173ZM179 86V85H178ZM183 84H182V88H183ZM187 86V85H186ZM186 86L184 88H186ZM3 87V86H2ZM5 87V86H4ZM33 87V86H32ZM148 87V86H147ZM154 87V86H153ZM169 87V86H168ZM180 87V86H179ZM48 88V86H47ZM191 88V87H189ZM205 88V87H204ZM39 89V88H38ZM52 89V88H51ZM57 89V88H56ZM61 89V88H60ZM174 90V88H172ZM187 89V88H186ZM210 89V88H209ZM55 90V89H53ZM62 90V89H61ZM178 90V89H177ZM180 90V89H179ZM213 90V89H212ZM41 91V90H40ZM50 91V89H49ZM56 91V90H55ZM185 91V90H184ZM183 91V93H184ZM175 93H177L176 91H174ZM181 92V91H179ZM188 92V91H187ZM182 93V92H181ZM197 93V92H196ZM203 93V92H202ZM8 94V93H7ZM49 94V93H48ZM152 94V93H151ZM149 94V96L151 95ZM170 94V93H169ZM172 94H174L172 92ZM187 94V93H186ZM1 95V94H0ZM12 95V94H11ZM18 95V94H17ZM21 95V94H20ZM60 95V94H58ZM166 95H168V93H166ZM191 95V94H190ZM3 96V95H1ZM10 96V95H8ZM44 96V95H43ZM154 96V95H153ZM161 96V94H160ZM165 96V95H164ZM173 96V95H171ZM175 96V95H174ZM189 96V95H188ZM200 96V95H199ZM212 96V95H211ZM4 97V96H3ZM1 97V98H3ZM13 97V96H12ZM11 97V98H12ZM18 97V96H17ZM34 97V96H33ZM151 97V96H150ZM157 97V96H156ZM177 97V95H176ZM194 95L191 97L193 98ZM209 97V96H208ZM20 98V96L18 97V99ZM27 98V97H26ZM29 98V97H28ZM46 98V97H45ZM18 99L16 100L18 102ZM51 99V98H50ZM80 99V98H79ZM84 99V98H83ZM151 99V98H150ZM173 99V98H172ZM189 99V98H188ZM1 100V99H0ZM25 100V99H24ZM125 100V99H124ZM178 100V99H176ZM193 100V99H192ZM197 100V99H196ZM205 100V99H204ZM203 100V101H204ZM215 100V99H214ZM214 100H212L214 102ZM14 101V102H16ZM129 101V100H128ZM152 101V100H151ZM163 101V100H162ZM6 102V101H5ZM119 102V101H118ZM161 102V101H160ZM159 102V103H160ZM179 102V101H178ZM205 102V101H204ZM2 103V102H1ZM10 103V102H9ZM13 103V102H12ZM20 103H22L20 101ZM19 103V104H20ZM75 103V101H74ZM151 103V102H149ZM148 103V104H149ZM192 103V102H191ZM8 104V103H7ZM16 103H14L15 105ZM19 104H17L19 106ZM163 104V103H162ZM180 104V103H179ZM199 104V103H198ZM204 104V103H203ZM208 104V103H207ZM9 105V104H8ZM7 105V107H8ZM78 105V104H77ZM151 105V104H149ZM164 103L163 108H161V112L165 113V108L167 107V105ZM194 105V104H193ZM214 105V104H213ZM226 105V104H225ZM25 106V105H24ZM34 106V105H33ZM79 106V105H78ZM153 106V105H152ZM151 106V107H152ZM178 106V105H177ZM192 106V105H191ZM5 107V105H4ZM10 107V106H9ZM8 107V108H9ZM14 107V106H13ZM17 107V106H15ZM20 107V106H19ZM21 107L23 108V106L21 105ZM20 107V108H21ZM76 107V106H75ZM162 107V106H161ZM189 107V106H188ZM194 107V106H193ZM201 107V106H200ZM211 107V106H210ZM221 107V106H220ZM2 108V107H1ZM6 108V107H5ZM21 108V109H22ZM25 108V107H24ZM30 108V107H29ZM38 108V107H37ZM74 108V106H73ZM86 108L83 107V109ZM137 108V107H136ZM157 108V106H156ZM153 106V109H156ZM160 108V107H159ZM214 108V106H213ZM217 108V107H216ZM229 108V107H228ZM15 109V108H14ZM20 109V110H21ZM49 109V108H48ZM80 109V108H79ZM145 109V108H144ZM158 109V108H157ZM164 109V110H163ZM204 109V107H203ZM206 109V108H205ZM204 109V110H205ZM5 110V109H4ZM17 110V108H16ZM19 110V112H20ZM25 110V109H24ZM23 110V111H24ZM32 110V109H31ZM85 110V109H84ZM123 110V109H122ZM146 110V109H145ZM160 110V109H159ZM170 110V109H168ZM210 111V109H208ZM221 111V109H219ZM218 110V111H219ZM226 110V109H225ZM228 110V109H227ZM13 111V110H12ZM30 111V110H28ZM36 111V110H35ZM75 111H78V109H76ZM87 111V110H86ZM89 111V110H88ZM191 111V110H190ZM200 111V110H199ZM214 111V110H213ZM223 111V110H222ZM242 111V109H241ZM3 112V111H2ZM5 112V111H4ZM7 112V111H6ZM5 112V113H6ZM27 112V111H26ZM25 112V113H26ZM33 112V110H32ZM53 112V111H52ZM81 112V111H80ZM177 112V111H176ZM176 112L174 114H176ZM182 112V111H181ZM184 112V110H183ZM182 112V114H183ZM187 112V110H186ZM207 114V110L205 111ZM225 112V111H224ZM235 112V111H234ZM4 113V114H5ZM10 113V111H9ZM18 113V112H17ZM23 113V112H22ZM21 113V114H22ZM38 113V112H37ZM46 113V112H45ZM66 113V112H65ZM82 113V112H81ZM89 113V112H88ZM143 113H146L145 111ZM153 113V110H152ZM156 113V112H155ZM154 113V114H155ZM178 113V112H177ZM202 113V112H201ZM213 113V112H212ZM216 113V112H215ZM231 113V112H230ZM16 114V111H15ZM19 114V113H18ZM24 114V113H23ZM47 114V113H46ZM70 114V113H69ZM74 114V113H73ZM148 114V113H146ZM145 114V115H146ZM168 114V118L170 119V115H172V113H170V111H167ZM173 114V115H174ZM180 114V113H178ZM192 114V113H191ZM190 114V115H191ZM197 114V112H196ZM211 114V113H210ZM20 115V114H19ZM18 115V116H19ZM30 115V114H29ZM76 115V114H74ZM78 115V113H77ZM82 115V114H81ZM81 115L75 116V118L78 120H76L74 117V123L76 122H80L82 124V127H84L86 129V124L88 125V120L85 116L82 117ZM144 115V114H143ZM150 115V114H149ZM202 115V114H201ZM228 115V113H227ZM226 115V117H228ZM234 115V114H232ZM239 115V114H238ZM5 116V115H4ZM7 116V115H6ZM13 116V115H12ZM17 118H20V116ZM37 116V115H36ZM92 116V115H91ZM89 115V117H91ZM133 116H135L133 114ZM132 116V117H133ZM158 116H160L158 114ZM163 116V114H162ZM167 116V115H166ZM178 116V115H176ZM185 117H188L186 115H184ZM195 116V115H194ZM194 116H190L191 118ZM209 116V115H208ZM212 116V115H211ZM35 117V116H34ZM41 117V116H40ZM67 117V116H66ZM129 117V116H128ZM131 117V118H132ZM137 117V116H136ZM161 117V116H160ZM181 116H178V118ZM204 117V116H203ZM219 117H221L219 115ZM230 117V116H229ZM250 117V116H249ZM11 118V117H10ZM13 118V117H12ZM28 118V116H27ZM31 118V117H29ZM52 118V117H51ZM145 118V117H143ZM184 118V117H183ZM199 118V116H198ZM201 118V116H200ZM242 118V117H241ZM23 119V117H22ZM34 119V118H33ZM88 121H87V120ZM95 119V118H94ZM123 119V118H122ZM137 119V118H136ZM141 119V117H140ZM151 117H147V122L150 121ZM188 119V118H186ZM194 119V118H192ZM212 119V118H211ZM222 119V118H221ZM226 119V118H225ZM230 119V118H229ZM1 120V119H0ZM10 120V119H9ZM20 120V119H19ZM18 120V122H19ZM27 120V119H26ZM29 120V119H28ZM54 120V119H53ZM137 122H140L139 119H137ZM183 120V119H181ZM202 120V118H201ZM201 120L199 121V123L201 122ZM205 120V119H204ZM208 120V119H207ZM223 120V119H222ZM241 120V119H240ZM251 120V119H250ZM12 121H15L14 119ZM33 121V120H31ZM92 121V118H91ZM190 121V119H189ZM210 121V120H209ZM212 121V120H211ZM227 121V120H226ZM238 121V120H237ZM246 121V120H245ZM248 121V120H247ZM17 122V121H16ZM17 122V123H18ZM24 122V120H23ZM34 122V121H33ZM36 122V120H35ZM38 122V121H37ZM41 122V121H39ZM54 122V121H53ZM95 122V121H94ZM131 122V121H130ZM154 122V121H153ZM168 129L166 128L167 126H169ZM167 124L168 125H164V127H162V131L163 133H159L161 135L165 134V136L163 135V137L159 134H157L156 132H154V128L150 129L149 128V132L148 129L146 130L147 127H144L143 125L140 129V127L138 125H135L134 130L136 131V137L134 138V145L137 148L136 151L132 150V153L130 151L129 154H131V156L128 158L127 154L124 153L123 155L126 157L127 159L122 161L124 163V172L126 174V178L127 181L126 183L129 184V188L130 189V196H131V201L133 202V206L136 208V216H137V222H138V230H139V239L138 238H133L132 235L135 234L134 228L133 226L129 225V224H123L121 221L123 220V218H117L120 216L119 210L121 209V207H123L122 201L118 200L117 198V194H114V197L116 195L117 200H113L110 199L109 200H113V202L108 200V205H103L100 204V199H98L97 196L93 197V201L95 202L94 204H96L95 206H97V210L101 211L103 209V211L101 212L100 215H96L89 217V215L87 216L88 212L83 214H79V216L75 215V216H65V214L67 215V213L71 215L74 214V212H76V210L73 212V214L71 213V209H72V205L70 206L71 209L70 211L69 208L67 209V211H65V208L63 209H50V210H45L42 211L40 213H38V211L36 210V213H33V211L35 212V210H33L32 212L30 211H25L24 213H26L28 215V212L33 213L30 214L29 216H26V220L25 219H20V222H16L14 223L15 225H11L10 228L8 229V231H5L6 234L4 236V234L0 235V264H264V131L261 132L259 131L258 126H254L256 128V132L255 128L254 131L251 132V130L247 127L244 126V124H242V126H232V128L230 129L231 125H227L226 127H222V128H216L213 126H209L207 124H203L202 121L201 125L196 123H194L193 126L191 125H187L185 124V126L187 125L188 127L184 126L183 122H179L180 126L176 125H172L171 121L167 120ZM196 122V121H195ZM225 122V120H224ZM230 122V121H229ZM261 123V121H259ZM14 123V122H13ZM16 123V124H17ZM49 123V122H48ZM97 123V122H96ZM142 123V122H141ZM149 123V122H148ZM232 123V122H230ZM234 123V122H233ZM259 123V124H260ZM11 124V123H10ZM22 124V123H21ZM24 124V123H23ZM33 124V123H32ZM38 124V123H37ZM41 124V123H40ZM46 124V123H45ZM55 124V123H54ZM79 124V123H78ZM75 124V125H78ZM175 124V123H174ZM191 124V123H189ZM227 124V122H226ZM20 125V124H19ZM28 125V122H27ZM31 125V124H30ZM35 125V124H34ZM48 125V124H47ZM63 125V124H62ZM73 125V123H72ZM84 125V126H83ZM95 125L93 124L92 121V126ZM219 125V124H218ZM246 125V124H245ZM252 124H250L251 126ZM262 125V123H261ZM8 126V125H7ZM13 126V124H12ZM16 126V125H15ZM21 126V125H20ZM26 126V124H25ZM38 127L43 126V124H41V126L35 125ZM60 126V125H59ZM71 126V125H70ZM81 125L79 124L78 128ZM89 126V125H88ZM87 126V129H88ZM91 126V125H90ZM89 126V128H90ZM157 126V124H156ZM191 126V127H190ZM217 126V125H216ZM225 126V125H224ZM264 126V125H263ZM3 127V126H2ZM30 127V126H28ZM133 127V126H132ZM10 128V127H9ZM12 128V127H11ZM19 128V127H18ZM26 128V127H25ZM35 128V127H34ZM42 128V127H41ZM74 128V127H73ZM76 128V127H75ZM83 128V129H84ZM14 129V128H12ZM27 129V128H26ZM24 129V126L21 128V130H24L25 132H27V130ZM30 129V128H29ZM48 129V128H47ZM70 129V128H69ZM97 129V128H96ZM145 129V131H144ZM159 129V127L157 128V130ZM10 130V129H9ZM15 130V129H14ZM33 129H31L32 131ZM41 130V129H40ZM46 130V128H45ZM44 130V126H43V131ZM71 130V129H70ZM76 130V129H75ZM82 130V129H81ZM90 130V129H88ZM95 130V128H94ZM160 130V129H159ZM30 131V130H28ZM30 131V132H31ZM38 131V129H37ZM47 131V130H46ZM68 131V130H67ZM78 131V129H77ZM87 131V130H86ZM91 131V130H90ZM93 131V130H92ZM16 132V130H15ZM20 132V131H19ZM25 132H23L25 134ZM42 132V131H40ZM43 132V134H44ZM48 132V131H47ZM54 132V131H53ZM57 132V130H56ZM80 132V131H78ZM77 132V133H78ZM83 132V130H82ZM134 132V131H133ZM18 133V132H17ZM22 133V131L20 132ZM34 134L36 132H33ZM32 133V134H33ZM66 133V132H65ZM75 133V132H74ZM75 133V134H77ZM86 135H89L90 133L85 132ZM93 133L90 134L93 136ZM145 133V134H144ZM4 134V133H3ZM28 137H27V141L29 138H31L33 135L30 134L31 137H29V132L27 133ZM38 134V132L36 133ZM41 134V133H39ZM38 134V135H39ZM53 134V133H52ZM51 134V135H52ZM64 134V132H63ZM73 134V133H72ZM95 134V133H94ZM6 135V134H5ZM12 135V134H11ZM18 135V134H17ZM21 135V134H20ZM49 135V134H48ZM47 135V136H48ZM69 135V134H68ZM66 135V136H68ZM84 135V132L81 134ZM134 135V134H133ZM216 135V136H215ZM219 135H222L223 137H225L224 139H222V136H220V138L223 141H220L221 139H219ZM27 135H25L26 137ZM36 136V135H35ZM42 136V134H41ZM55 136V135H54ZM52 136V137H54ZM60 136V135H59ZM65 136V135H64ZM91 138H94L95 136ZM96 136L98 137V135L96 134ZM10 137V136H8ZM19 137V135H18ZM24 137V136H22ZM24 137V138H25ZM160 137H162V141L161 142H165L163 144H165L164 146L169 150H166V148L164 146L161 147L160 144ZM1 138V137H0ZM3 138V137H2ZM7 138V137H6ZM24 138H22V141L24 140ZM37 138V137H36ZM43 138V137H42ZM55 138V137H54ZM58 138V137H57ZM70 138V137H69ZM89 138V136H88ZM87 138V139H88ZM159 138V143L156 141V139ZM11 138H9L10 140ZM35 139V137L33 138ZM38 139H40V136L38 137ZM61 139V138H60ZM72 139V138H71ZM70 139V141H71ZM86 139V140H87ZM12 140H14L12 138ZM30 140V139H29ZM37 140V139H35ZM42 140V139H41ZM46 140V139H45ZM56 139H54L55 141ZM69 140V139H68ZM67 140V141H68ZM77 140V139H75ZM96 140V137H95ZM95 140L93 142H95ZM5 141V140H4ZM20 141H21V137H20ZM26 141V138L25 140ZM23 141V142H24ZM26 141V142H27ZM32 141V140H31ZM44 141V140H43ZM48 141V140H47ZM46 141V142H47ZM53 141V142H54ZM59 141V140H58ZM62 141V140H61ZM66 141V140H65ZM67 141L65 143H67ZM79 141V140H78ZM84 141V140H81ZM88 141V140H87ZM87 141L85 143H87ZM92 140H90L91 142ZM98 141V140H96ZM121 141V140H120ZM9 142V141H8ZM11 142V141H10ZM30 142V141H29ZM28 142V143H29ZM34 142V141H32ZM40 144V141H37L36 143ZM60 142V141H59ZM69 142V141H68ZM127 142V141H126ZM16 143V142H15ZM27 143V144H28ZM31 143V142H30ZM34 142V144H36ZM45 143V142H41ZM52 143V142H50ZM62 143V142H61ZM59 143V144H61ZM64 140L62 144H65ZM72 143V141H71ZM74 144H76L77 142H73ZM72 143V144H73ZM92 143V142H91ZM10 144V143H9ZM32 144V143H31ZM33 144V145H34ZM54 144H56L54 142ZM71 144V145H72ZM73 144V145H74ZM81 144V142H80ZM84 144V143H83ZM82 144V145H83ZM89 145V143H87ZM95 145V143H93ZM160 144V146H159ZM1 145V144H0ZM4 145V144H3ZM7 145V144H5ZM43 145V144H42ZM47 145V143H46ZM51 145V144H50ZM67 145V144H66ZM72 145V146H73ZM132 145V144H131ZM172 145H175L172 146ZM10 146V145H9ZM40 146V145H39ZM38 146V147H39ZM44 146V145H43ZM48 146V145H47ZM53 146V145H52ZM122 146V145H121ZM12 147V146H11ZM17 147V146H16ZM42 147V146H40ZM45 147V146H44ZM71 147V146H70ZM75 147V146H73ZM78 147V146H77ZM76 147V148H77ZM81 145L78 149L81 150ZM85 147V146H83ZM82 147V148H83ZM90 147V146H89ZM135 147H133L135 149ZM165 148L161 150V148ZM173 149H172V148ZM7 148V147H6ZM14 148V147H13ZM75 148V149H76ZM5 149V148H4ZM20 149V148H19ZM61 149V148H60ZM60 149L58 148L57 150H59V153L61 152ZM74 151L77 152V149ZM93 149V148H92ZM122 149V148H121ZM132 149V148H131ZM6 150V149H5ZM16 150V149H15ZM40 152L42 151L41 149H39ZM55 150V147H54ZM65 150V147H64ZM64 150H62V154L64 153ZM68 150V148H67ZM71 150V149H69ZM84 152V149H82ZM87 150V149H86ZM21 151V150H20ZM49 151V150H48ZM93 151V150H92ZM121 151V150H120ZM163 151L164 154L162 153ZM9 152V150H8ZM15 152V151H14ZM52 152V151H51ZM57 152V151H56ZM65 152H67L65 150ZM70 152V151H69ZM86 152V151H85ZM10 153V152H9ZM17 153V152H16ZM45 153V152H44ZM48 153V152H47ZM80 153V152H79ZM78 153V154H79ZM120 153V152H119ZM58 154V153H57ZM4 155V154H3ZM20 155V154H19ZM18 155V156H19ZM23 155V154H22ZM29 155V154H28ZM61 155V154H59ZM83 155V154H82ZM80 155V156H82ZM122 155V156H123ZM67 156V155H66ZM12 157V156H11ZM43 157V156H42ZM58 157V156H56ZM61 157V156H60ZM71 157V156H70ZM228 157H230V159L228 160ZM18 158H21L18 157ZM37 158V157H36ZM34 158V159H36ZM62 158V157H61ZM122 158V157H120ZM33 159V160H34ZM59 159V158H57ZM56 159V160H57ZM83 159V158H82ZM87 159V158H86ZM90 159V158H89ZM96 159V158H95ZM124 159V158H123ZM122 159V160H123ZM131 159L133 161H131ZM144 159V160H143ZM17 160V159H16ZM29 160V159H28ZM121 160V159H120ZM10 161V160H9ZM26 161V160H25ZM38 161V160H37ZM48 161V160H46ZM65 161V160H64ZM98 161V160H97ZM143 161L145 164H143ZM4 162V161H3ZM27 162V161H26ZM29 162V161H28ZM54 162V161H53ZM56 162V161H55ZM33 163V162H32ZM32 163H28V164H32ZM46 163V162H45ZM10 164V163H9ZM21 164V162H20ZM19 164V165H20ZM26 164V163H25ZM39 164V163H38ZM69 164V163H68ZM98 164V163H97ZM49 165V164H48ZM60 165V164H59ZM62 165V164H61ZM13 166V165H12ZM22 166V165H21ZM24 166V164H23ZM29 166V165H28ZM52 165H50L49 167H51ZM63 166V165H62ZM61 167V166H60ZM66 167V166H65ZM10 168V167H9ZM12 169V168H11ZM25 169V168H24ZM30 169V168H29ZM60 169V168H59ZM65 169V168H64ZM83 169V168H82ZM102 169V168H101ZM6 170V168H5ZM14 170V169H13ZM21 170V169H20ZM61 170V169H60ZM96 170V169H95ZM123 170V169H122ZM19 171V170H18ZM17 171V172H18ZM46 171V170H45ZM64 171V170H63ZM62 171V172H63ZM93 171V170H92ZM109 171V170H108ZM128 171V172H127ZM58 172V171H57ZM123 172V171H122ZM127 172V173H126ZM1 173V172H0ZM11 173V172H10ZM31 173V171H30ZM94 173V172H93ZM116 173V172H115ZM5 174V172H4ZM49 174V173H48ZM62 174V173H61ZM64 174V173H63ZM92 174V173H91ZM95 174V173H94ZM128 174V176H127ZM44 175V174H43ZM47 175V174H46ZM66 175V174H65ZM109 175V174H108ZM2 176V175H1ZM14 176V175H13ZM111 173L109 176L106 177H110ZM6 177V175H5ZM4 177V178H5ZM20 177V176H19ZM31 177V176H30ZM105 177V178H106ZM3 178V179H4ZM103 178V177H102ZM103 178V179H105ZM125 178V179H126ZM33 179V178H32ZM109 179V178H108ZM111 179V178H110ZM18 180H21L20 178ZM23 180V179H22ZM39 180V179H38ZM56 180V179H55ZM113 181V178L111 179ZM111 180L109 181L111 183ZM181 180V181H180ZM70 181V180H69ZM104 180H101V182ZM115 181V178H114ZM113 181V182H114ZM106 182L108 184H110L107 180ZM179 182V185H178ZM199 183L201 186L200 189H198V185H196L195 183ZM3 183V182H2ZM55 183V182H54ZM106 183V184H107ZM32 184V183H30ZM34 184V183H33ZM42 184V183H41ZM105 184V183H104ZM107 184V185H108ZM116 186L117 183L115 182ZM114 184V186H115ZM27 185V184H25ZM24 185V186H25ZM104 185L106 187L109 186L110 189V185ZM28 186V185H27ZM35 186V185H34ZM113 186V184L111 185ZM113 186V187H114ZM17 187V186H16ZM37 187V185H36ZM71 187V186H70ZM2 188V187H1ZM25 188V187H24ZM32 189V188H31ZM106 189V188H105ZM35 190V188H34ZM67 190V189H66ZM75 190V189H74ZM111 190V189H110ZM117 189H114L112 191H115L116 193ZM72 191V190H71ZM60 192V191H58ZM79 192V191H77ZM103 192V191H102ZM32 193V192H31ZM101 193V192H100ZM112 192H110V195L113 197V194H111ZM114 193V192H113ZM82 194V193H81ZM24 195V194H23ZM109 195V196H110ZM26 196V195H25ZM76 197V196H75ZM113 197V198H114ZM121 197V196H120ZM30 198V197H29ZM39 198V197H38ZM125 199V198H124ZM190 199V201H189ZM36 200V199H35ZM89 200V199H88ZM123 200V198H122ZM126 200V199H125ZM189 202H188V201ZM45 201V200H44ZM87 201V200H86ZM30 202V201H29ZM42 202V201H41ZM92 202V201H91ZM110 202V203H109ZM19 203V202H18ZM26 203V202H25ZM75 203V202H74ZM103 203V202H102ZM126 203V202H125ZM195 203H197L195 205ZM31 204V203H30ZM84 204V203H83ZM200 204V206H198ZM28 205V204H27ZM70 205V204H69ZM89 205V203H88ZM183 205V206H187L191 209V212L188 213V215H184L181 212H179V207ZM66 206V205H64ZM82 206V205H81ZM86 206V205H85ZM93 206V205H92ZM1 207V206H0ZM30 207V205H29ZM34 207V205L32 206V208ZM75 207V206H74ZM83 207V206H82ZM102 207V208H100ZM182 207V206H181ZM37 208V206H36ZM50 208V207H48ZM184 208V207H182ZM25 209V207H24ZM83 209V208H82ZM29 210V209H28ZM31 210V209H30ZM63 210V211H62ZM78 210V209H77ZM90 210V209H89ZM88 210V211H89ZM96 210V209H95ZM129 210V209H128ZM183 210V209H182ZM186 210V209H185ZM22 212V209L20 210ZM65 211V212H64ZM81 210H79L80 212ZM86 211V210H85ZM92 210H90L91 212ZM21 212L20 215H21ZM83 212V211H81ZM98 212V211H97ZM182 213L185 217H181V214L179 217H177L178 213ZM185 212V211H184ZM42 213V214H41ZM99 213V212H98ZM111 213V214H110ZM17 214V213H16ZM93 214V213H92ZM113 214V215H112ZM134 214V213H133ZM82 215V216H80ZM1 216V215H0ZM17 216V215H16ZM127 216V215H126ZM27 217H31V218H27ZM33 217V218H32ZM44 219L43 221L41 220H36L35 219ZM93 217V218H92ZM25 218V217H24ZM136 218V217H135ZM10 219V218H9ZM13 219V218H12ZM16 219V218H15ZM127 220V219H126ZM128 221V220H127ZM131 222V221H130ZM133 222V221H132ZM133 224V223H132ZM134 225V224H133ZM4 232V231H3ZM4 232V233H5ZM134 232V233H133ZM135 236V235H134Z\"/></svg>",
    "mask_w": 264,
    "mask_h": 264
}]
</instances>
